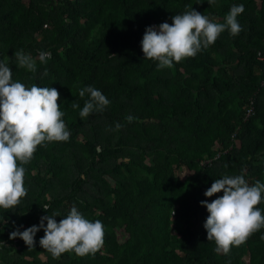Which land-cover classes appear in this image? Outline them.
Returning <instances> with one entry per match:
<instances>
[{"label":"trees","instance_id":"1","mask_svg":"<svg viewBox=\"0 0 264 264\" xmlns=\"http://www.w3.org/2000/svg\"><path fill=\"white\" fill-rule=\"evenodd\" d=\"M241 4L239 35L225 30L170 69L144 58L147 27L191 6L223 23ZM19 50L37 59L36 73L17 66ZM8 57L14 81L58 90L71 135L23 165L27 196L0 209V264H264V228L218 254L200 203L223 195L204 193L224 175L264 183V0H0V60ZM87 86L110 104L81 119ZM72 206L104 225L95 255L55 259L39 244L43 229L34 248L9 238L54 212L59 222Z\"/></svg>","mask_w":264,"mask_h":264},{"label":"clouds","instance_id":"2","mask_svg":"<svg viewBox=\"0 0 264 264\" xmlns=\"http://www.w3.org/2000/svg\"><path fill=\"white\" fill-rule=\"evenodd\" d=\"M217 0H207L214 5ZM244 12V6L233 5L223 23L213 22L208 16L196 11L192 6L182 14L174 15L172 23L149 26L145 29L141 46L145 59L158 62L157 70L172 68L187 58H194L203 49L214 44L225 30L237 36L243 30L237 17ZM0 60V209L17 207L27 196L25 186L27 165L34 158L39 146L50 142H66L70 131L63 119L65 113L58 103L60 93L54 87H31L13 80L12 68L8 60ZM14 59L20 68L31 73L37 71V59L23 50L14 52ZM51 59L49 52L41 51L38 60L46 64ZM44 76H47L45 69ZM88 94L80 110L81 119L94 112H103L110 100L97 88L87 86L80 89V97ZM72 108L79 105L72 103ZM131 115L126 120L131 123ZM122 125L116 123L115 130ZM222 196L201 206L209 213L204 228L207 240L215 242V251L227 255L232 247L241 246L256 232L264 228V213L258 207L264 203V183L257 181L250 186L244 176L224 175L215 179L204 195ZM48 205L44 206L47 212ZM60 213L45 215L39 225H33L10 233V239L20 238L28 246L35 247V236L43 229L40 246L58 259L62 254L74 252L78 256L95 255L104 245L105 228L100 220L90 221L75 206L57 222ZM45 221L47 222L45 227ZM5 222L4 220L0 223ZM264 239V237H262Z\"/></svg>","mask_w":264,"mask_h":264},{"label":"built area","instance_id":"3","mask_svg":"<svg viewBox=\"0 0 264 264\" xmlns=\"http://www.w3.org/2000/svg\"><path fill=\"white\" fill-rule=\"evenodd\" d=\"M250 104H251V106L247 109V111L245 113L246 117H249L253 112L252 102Z\"/></svg>","mask_w":264,"mask_h":264},{"label":"rangeland","instance_id":"4","mask_svg":"<svg viewBox=\"0 0 264 264\" xmlns=\"http://www.w3.org/2000/svg\"><path fill=\"white\" fill-rule=\"evenodd\" d=\"M179 174H180V176H181L182 178H184V177L186 176V174H184L183 172H180Z\"/></svg>","mask_w":264,"mask_h":264}]
</instances>
